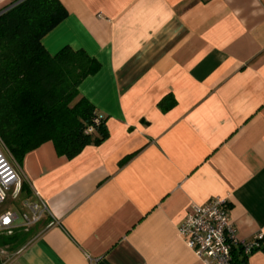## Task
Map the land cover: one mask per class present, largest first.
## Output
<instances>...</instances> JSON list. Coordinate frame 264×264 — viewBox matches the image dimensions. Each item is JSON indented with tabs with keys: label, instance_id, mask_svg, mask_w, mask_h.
Segmentation results:
<instances>
[{
	"label": "crops",
	"instance_id": "obj_1",
	"mask_svg": "<svg viewBox=\"0 0 264 264\" xmlns=\"http://www.w3.org/2000/svg\"><path fill=\"white\" fill-rule=\"evenodd\" d=\"M58 1L41 44L99 62L79 93L106 138L72 159L46 142L14 166L52 216L0 232L4 264H203L177 227L214 197L238 239L264 237V0ZM233 261L264 264V241Z\"/></svg>",
	"mask_w": 264,
	"mask_h": 264
},
{
	"label": "trees",
	"instance_id": "obj_2",
	"mask_svg": "<svg viewBox=\"0 0 264 264\" xmlns=\"http://www.w3.org/2000/svg\"><path fill=\"white\" fill-rule=\"evenodd\" d=\"M0 12V143L7 156L19 166L46 142L67 159L100 144L106 138L103 121L93 133L86 132L100 114L79 93L82 81L100 69L99 62L68 47L51 56L41 44L66 17L62 4L9 0ZM173 104L168 96L158 106L164 112ZM20 194L31 196L25 181Z\"/></svg>",
	"mask_w": 264,
	"mask_h": 264
},
{
	"label": "built area",
	"instance_id": "obj_3",
	"mask_svg": "<svg viewBox=\"0 0 264 264\" xmlns=\"http://www.w3.org/2000/svg\"><path fill=\"white\" fill-rule=\"evenodd\" d=\"M103 121L101 115L95 116L92 126L86 132L93 133L94 127ZM21 179L9 162L7 153L0 143V204L9 196L18 198ZM18 211H5L0 215V232L11 233L14 229L28 230L44 216H52L46 202L38 196L21 200ZM20 220L21 224H16ZM7 221V222H5ZM177 233L184 244L203 264H234L233 251L240 249L243 256H249L259 247L264 238L260 234L252 240L237 238L230 219V211L225 198L214 197L203 205L191 204L177 227ZM8 256L7 248L0 247V262Z\"/></svg>",
	"mask_w": 264,
	"mask_h": 264
},
{
	"label": "rangeland",
	"instance_id": "obj_4",
	"mask_svg": "<svg viewBox=\"0 0 264 264\" xmlns=\"http://www.w3.org/2000/svg\"><path fill=\"white\" fill-rule=\"evenodd\" d=\"M8 160L13 166H15L14 162L9 157ZM9 206H10V200L7 198V200L0 205V211L6 209Z\"/></svg>",
	"mask_w": 264,
	"mask_h": 264
},
{
	"label": "snow or ice",
	"instance_id": "obj_5",
	"mask_svg": "<svg viewBox=\"0 0 264 264\" xmlns=\"http://www.w3.org/2000/svg\"><path fill=\"white\" fill-rule=\"evenodd\" d=\"M5 222H7V221H5Z\"/></svg>",
	"mask_w": 264,
	"mask_h": 264
},
{
	"label": "water",
	"instance_id": "obj_6",
	"mask_svg": "<svg viewBox=\"0 0 264 264\" xmlns=\"http://www.w3.org/2000/svg\"><path fill=\"white\" fill-rule=\"evenodd\" d=\"M4 11V10H3ZM1 13V12H0Z\"/></svg>",
	"mask_w": 264,
	"mask_h": 264
}]
</instances>
